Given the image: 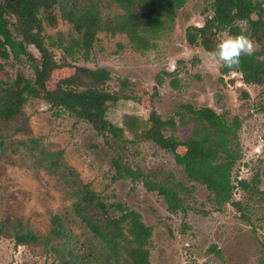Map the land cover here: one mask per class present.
Masks as SVG:
<instances>
[{"label": "rangeland", "instance_id": "obj_1", "mask_svg": "<svg viewBox=\"0 0 264 264\" xmlns=\"http://www.w3.org/2000/svg\"><path fill=\"white\" fill-rule=\"evenodd\" d=\"M213 1L189 0L154 49L137 51L125 35L112 37L105 31L99 33L88 61L79 54L78 61L73 62L59 48H51L60 65L71 66L54 72L49 89L71 76L75 66L108 70L111 81L106 89L112 93L118 94L123 81H127L124 94L132 99L110 106L107 114L108 120L121 128L124 140L111 147L89 124L51 108L45 92L30 99L13 120L0 119V264H52L54 254L47 252L43 239L56 215L68 219L70 231L80 243V253L96 242L88 228L72 216L70 189L76 183L90 184L109 203L122 202L142 215L145 225L153 228L152 264L260 263L264 258L261 196L252 190L235 189L232 201L242 209L229 203L218 210L213 193L204 185L189 181L174 161V154L145 140L143 135L150 126L152 111L164 122L174 121L175 127L166 128L164 134L181 142L192 137L198 123L185 110L186 105L210 107L229 122L239 118L241 129L234 149L243 156L236 164L237 180H250L259 172V189L264 190V112L259 110L264 105V85L245 87L237 73L223 76L222 65L209 67L204 48L191 46L187 41V28L204 25L206 17L212 14ZM74 4L80 5L81 1L75 0ZM98 5L104 20L122 13L112 0ZM58 12H52L54 25L43 15L46 42L58 41L62 36L66 39L64 45H68L70 37L76 34ZM240 26L250 36L247 23ZM30 52L39 59L34 47H30ZM173 64L174 70L170 67ZM18 75L34 79L32 62L27 57L19 62L0 58V90ZM123 150L131 165L156 173L164 181L184 185L186 192L179 193L182 210L172 215L164 199L147 192L141 184L132 190L130 181H112L111 161L123 155ZM43 152L62 153L58 161L61 166L52 170L43 160ZM176 153L183 155L186 149L178 146ZM16 225L31 230L40 241L16 247ZM213 247L221 252V258L210 252Z\"/></svg>", "mask_w": 264, "mask_h": 264}, {"label": "trees", "instance_id": "obj_2", "mask_svg": "<svg viewBox=\"0 0 264 264\" xmlns=\"http://www.w3.org/2000/svg\"><path fill=\"white\" fill-rule=\"evenodd\" d=\"M74 1L0 0V58L19 62L27 57L32 62L35 75L34 79L18 75L14 81L7 83L5 89L0 90V119L13 120L30 99L39 98L45 92L51 108L67 112L80 122L89 124L108 145L116 147L124 137L121 128L109 121L107 114L110 106L121 100L132 99L124 94L127 81H123L118 94L112 93L106 89L107 82L111 81L108 70L75 66L71 76L57 81L49 89L48 83L54 80V72L61 67L71 66L70 63L60 65L51 48H59L73 62L78 61L79 54L88 61L99 33L105 31L112 37L117 34L125 35L137 51L154 49L157 40L172 29L177 12L189 0H112L122 13L105 20L98 5L103 0H80V5H75ZM211 6L212 14L206 17L203 26L192 25L187 28L188 43L191 46H201L206 52L211 51L221 39L225 28H230L234 35L246 34L240 26L242 22H246L250 37L259 46V50H255L252 56H241L239 68L222 66L221 74L225 76L237 73L245 87L263 86L264 60L259 59L264 57L263 0H214ZM56 10L76 34V37H70L68 45H64L66 39L62 36L58 37V41L46 42L43 15H46L50 25H54L56 19L52 12ZM30 47L38 51L39 59L31 54ZM246 92L244 91V96L248 98ZM184 108L198 122L192 137L185 142L173 136L166 137L164 132L166 128L175 127L174 121L171 119L164 122L152 111L150 126L143 134L145 140L174 154V161L183 168L187 179L204 185L213 193L218 210L229 203L238 210L242 209L239 203L232 201L237 188L257 192L264 202V190L259 189V172L250 180L237 182L238 173H235V168L243 155L234 147L238 145L241 120L235 118L229 122L210 107L194 108L186 105ZM259 110L264 112V105ZM178 146L184 147L186 153H176ZM42 154L43 160L52 170L61 166L58 161L62 153ZM111 162L113 182L130 181L132 190L141 184L147 192L164 199L170 214L175 215L182 210L183 200L179 193L186 192L184 185L164 181L156 173L151 174L141 167L131 165L124 158V150L123 155H118ZM63 176L66 181L68 178L65 174ZM235 181L237 185L234 184ZM70 195L73 200L72 216L88 228L96 242L80 253L77 250L80 243L71 233L68 219L56 215L49 234L43 239L47 252L54 254L52 264H152L150 249L153 228L145 225L140 213L122 202L109 203L90 184H74ZM2 231L1 226L0 236ZM39 241L31 230L16 225V247L35 245ZM55 242L57 245H54ZM210 252L221 258V252L216 247ZM259 264H264V258Z\"/></svg>", "mask_w": 264, "mask_h": 264}, {"label": "clouds", "instance_id": "obj_3", "mask_svg": "<svg viewBox=\"0 0 264 264\" xmlns=\"http://www.w3.org/2000/svg\"><path fill=\"white\" fill-rule=\"evenodd\" d=\"M256 50V44L252 38L244 33L231 34L230 28H225L221 33V39L211 51L207 52L209 67L222 65L229 69L239 68L241 56H252ZM264 60V57H259ZM172 70L175 65H170Z\"/></svg>", "mask_w": 264, "mask_h": 264}, {"label": "built area", "instance_id": "obj_4", "mask_svg": "<svg viewBox=\"0 0 264 264\" xmlns=\"http://www.w3.org/2000/svg\"><path fill=\"white\" fill-rule=\"evenodd\" d=\"M237 178H238V177H237ZM238 181H240V180L238 179V180H237V182H238ZM237 182L235 181V183H234V184H235V185H237V184H238ZM237 189H238V188H237Z\"/></svg>", "mask_w": 264, "mask_h": 264}]
</instances>
